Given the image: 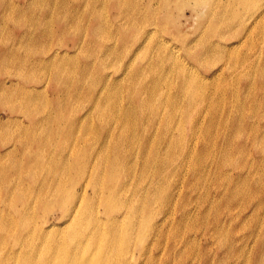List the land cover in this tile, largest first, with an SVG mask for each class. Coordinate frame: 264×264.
I'll use <instances>...</instances> for the list:
<instances>
[{
	"label": "bare ground",
	"instance_id": "obj_1",
	"mask_svg": "<svg viewBox=\"0 0 264 264\" xmlns=\"http://www.w3.org/2000/svg\"><path fill=\"white\" fill-rule=\"evenodd\" d=\"M131 2L61 0L78 16L51 9L50 17L65 36L61 47L75 43L72 54L20 53L0 37V56L12 53L20 65L15 74L0 71V111L10 122H21L17 112L29 121L13 138L0 112V264H264V0H148L149 19ZM99 5L114 16L109 32L121 33L115 44L106 45ZM188 6L193 38L175 26ZM146 19L151 30L140 25ZM161 30L181 39L183 57L165 37L154 41ZM120 41L149 51L143 63L130 58L120 77L97 71L92 54L82 73L65 64L77 67L86 44L111 53ZM86 73L101 86H87ZM49 88L58 91L53 133L43 127ZM123 88L129 105L118 99ZM82 96L90 107L73 118L66 111ZM13 151L20 158L6 161ZM12 174L20 185L9 182ZM51 211L58 222L46 219Z\"/></svg>",
	"mask_w": 264,
	"mask_h": 264
},
{
	"label": "rangeland",
	"instance_id": "obj_2",
	"mask_svg": "<svg viewBox=\"0 0 264 264\" xmlns=\"http://www.w3.org/2000/svg\"><path fill=\"white\" fill-rule=\"evenodd\" d=\"M3 2H5V4L1 5L0 6V16L3 14V11H5L6 13V17L3 19H0V32H1V35L0 37L2 36L7 44L10 46V47H17L18 51L20 53H24L26 52L24 49H26L27 47H31V48H34L36 49L39 53L37 54L36 53V56H42L44 55L45 53H47V56L48 54H53L55 51H59L60 54L62 53H67L65 51H69L68 54H72L73 53V50H74V46L75 43L73 44V42H66V47H61L62 44L66 41L65 39V36L64 34H62L59 30V26H58V22L57 20H52L50 16V10H51V13H54L56 14L55 17L57 15H60L61 17H64L65 15H68L69 19H74L76 16H78V13H75V9L73 8V6H67L66 8L65 7H62V6H59L61 4V0H1ZM10 1V2H9ZM27 1V2H26ZM131 1L133 2H137L139 7L140 8H144L143 9V13L145 14L146 12L148 13V17L147 19L149 18H152V16L154 15L152 13V11L150 10H145L146 8V4L148 2V0H144L143 2H141V0H123V3L126 2V4H130L132 3ZM36 2V5L35 3ZM130 2V3H129ZM33 3V4H32ZM38 3V4H37ZM43 3V4H42ZM57 3V4H56ZM15 4V5H14ZM34 6H32V5ZM42 4V5H41ZM143 4V5H142ZM154 5L156 6L157 5V2H154ZM19 6V7H18ZM36 6V7H35ZM17 7V8H16ZM39 7V8H38ZM41 7V8H40ZM99 7H101L100 9L102 10L101 12L102 15H106L104 16L103 18V21L106 20V18L108 19L107 20V24L106 22L104 23L105 25V29L104 31L106 32L107 34V39L106 42L107 44L106 45H111V44H115V41L119 38H121V33L119 32V29L116 30V28L112 29L113 31L112 32H109V26H107L109 23H111L113 21V14L111 13L109 7H103L102 5H99ZM58 8V9H57ZM105 8V9H104ZM16 9V10H14ZM44 10L46 9L48 11V15L46 16L47 18H40L39 17V12L40 10ZM65 11V12H64ZM146 11V12H145ZM170 10H163L162 12L159 13V16L160 17H164L165 13L166 12H169ZM11 12V13H10ZM29 12V13H28ZM114 13H117V12H114ZM32 14V15H31ZM35 14V16H34ZM177 14V13H176ZM11 17V18H10ZM32 17V19H31ZM106 17V18H105ZM25 19V20H24ZM29 19V20H28ZM124 18H122V21H123ZM144 20V21H139L140 22V25L142 24L143 26L142 27H147L149 28L150 30L153 28L151 24L149 25H146L147 23H150L149 20ZM194 19V20H193ZM38 20V21H37ZM42 20L44 21L45 20V23L42 22ZM48 20V21H47ZM17 21V22H16ZM35 23H34V22ZM40 21V23H39ZM51 21V23H50ZM121 21V20H120ZM149 21V22H148ZM60 22V21H59ZM181 22V25H182V29H180L177 25L178 23ZM3 23V24H2ZM146 23V24H145ZM177 24H175V26L177 27V29H179L178 31L180 33H183L184 31L183 30H186V31H189L190 33V37L193 38L194 36L198 35L197 31L193 32L195 27L197 26V20L194 18V14L192 12V8H190L189 6L186 7L184 9V12L177 18V21H176ZM40 24H43V25H40ZM28 25V26H27ZM33 26V27H32ZM173 26V25H171ZM4 27V29H3ZM28 27H31L33 29H36V31H38L41 27L44 29L45 28L46 30L43 31V33H35L33 35V37L31 38L28 34H26V31L28 30ZM191 27V28H190ZM194 27V28H193ZM9 28V29H8ZM176 29V28H175ZM189 29V30H188ZM3 30V31H2ZM103 31V32H104ZM183 31V32H182ZM3 32V33H2ZM5 32V33H4ZM24 32V33H23ZM104 32V33H105ZM118 34H117V33ZM111 33V34H110ZM159 35L155 36V39L154 41L159 37V38H162V37H165L166 39H168L167 43H169L170 45H172L174 47V51L179 53L180 56L183 57L182 53V48H181V39H176V38H171L169 37V33L168 31H160L158 32ZM176 34V33H175ZM24 35V37H23ZM117 35V36H116ZM27 36V37H26ZM110 36V37H109ZM113 36V37H112ZM120 36V37H118ZM50 38V39H49ZM52 38V39H51ZM112 38V39H111ZM114 38V39H113ZM116 38V39H115ZM30 39V40H29ZM32 39V40H31ZM49 39V40H48ZM111 39V41H110ZM113 41V42H112ZM110 42V43H109ZM171 42V43H170ZM31 43V44H30ZM117 45V50L116 52H112L111 53H107L108 51L107 50H104L102 51L101 50V43L99 44H94L93 43H90V44H86L84 47V50H83V54L80 56L79 58V62H78V65L76 67V65H74L73 63L71 64H67L65 63L67 66H68V70L70 72H72V70H75V72L77 71V69H80L78 70V72L82 73L83 70H82V67H83V63H85V58H90V56H86L87 54H92L93 57L94 55H96V60L98 61V64H97V68L96 70L98 71H102L104 73H110V74H113L114 76H122L124 75L125 73V64L129 61L130 58L136 60V62H142L145 61V59L147 58L148 54H149V51L147 52L146 50H134V52L132 51H129L127 50L126 48V45L123 44L124 41H120V42H116ZM50 44V45H49ZM19 46L20 49H19ZM65 51H64V49ZM23 50V51H21ZM104 52V53H103ZM146 52V53H145ZM95 53V54H94ZM138 53V54H137ZM176 53V54H177ZM103 54V55H101ZM136 54V55H135ZM6 55V57H5ZM5 55H1L0 56V61L3 59V58H6L7 62L6 64H4L1 68H0V71L3 72V74L1 75V77H5L7 76L8 73L12 72L13 74H15L20 65L18 64L16 66V63L15 61H13L15 59V55L12 54V53H6ZM138 55V56H137ZM11 56V57H10ZM13 57V58H12ZM106 57V59H105ZM108 57V58H107ZM111 57V58H110ZM11 59V60H10ZM103 60L104 63L102 64V66L100 65V61ZM9 61V62H8ZM107 64H106V63ZM14 63V64H13ZM120 66H119V65ZM71 65V66H70ZM7 66V67H6ZM19 66V67H18ZM65 66V65H64ZM40 66L37 64V70H38V73L41 75L43 71H46V73H50V74H42L41 76L44 77L46 79H48L47 77H49V75H51V72H49V69L47 70L46 68H43V67H40ZM126 67V66H125ZM23 68H27L25 67V65H23ZM107 68V69H106ZM189 68V67H188ZM4 69H7V70H4ZM28 69V68H27ZM114 69V70H113ZM9 70V71H8ZM13 70V71H11ZM107 70V71H105ZM109 70V71H108ZM111 70V71H110ZM190 70V68H189ZM16 71V72H15ZM85 73V72H84ZM89 73H86L85 74V77L84 79L87 81V86L88 85H92V86H95V87H100L101 84H102V81L100 79L99 76H97L96 73H94L93 75H91ZM75 76H76V73H75ZM95 78V79H94ZM140 76L135 74L134 75V81L132 82L133 85L135 87H137L138 89L141 87L144 86L145 82H142V80L140 81ZM146 79H149V76L146 78ZM148 81V80H147ZM146 81V82H147ZM139 82V83H138ZM141 82V83H140ZM143 83V84H142ZM128 84V83H127ZM135 87H133L135 89ZM72 88V87H71ZM87 89V88H86ZM55 92L57 93L58 95V91L53 89V88H49L47 90V98L48 100H45L47 101V109L46 111L43 113L45 115V120L43 122V127L47 128V132L49 133H53L54 130L56 131L57 130V125L59 123H57L58 120H56V112L54 111L55 109L52 108L53 105L56 103L54 102V97H57L55 95ZM123 92V93H122ZM128 91L126 90V88H123L122 90H120V93L118 91V94H119V101L122 103V104H127V100H129V97L130 95L128 94H125L127 93ZM124 95V96H123ZM115 97V96H114ZM128 98V99H127ZM52 99V100H51ZM127 99V100H126ZM42 101V100H40ZM123 101V102H122ZM45 102H41V104L43 105ZM52 103V105H51ZM50 104V105H49ZM71 104H74V109L69 108L71 109V112L68 110L66 111L68 114L71 113L73 115V118L77 115L79 116L80 114H83L87 109L88 107H90V102H88V98L84 96H82V98H80L78 101L76 100H73L72 99V103ZM129 105V103L127 104ZM50 106V107H49ZM52 106V107H51ZM130 107V106H129ZM133 110V109H131ZM49 111V112H47ZM54 111V112H53ZM0 112H2V115H3V121L5 122V126L8 128V131L9 132H12L14 135H13V138H17V136L19 135L20 131H19V128H20V125L23 126L25 124H28L29 121H28V118L25 117L22 113L20 112H17L16 114V117L21 120V122L19 123L18 119H17V122H10L7 120V117H8V114H6L5 110H1ZM42 112H39L38 113V117L41 119L42 117ZM48 116V118H47ZM53 118H52V117ZM117 117H120L118 114L116 115ZM116 117V118H117ZM133 117V116H132ZM131 117V118H132ZM52 118V119H51ZM50 122V123H49ZM59 122V121H58ZM23 123V124H22ZM46 123V124H45ZM61 124H64L65 123V119H62ZM134 123V121H133ZM49 124V125H48ZM17 126V127H16ZM52 126V127H51ZM44 129V128H43ZM233 129H230V132L231 134L233 133ZM55 146V145H54ZM9 148L11 146H8ZM43 148H46V147H43ZM61 151V149H60ZM236 152H233V154H235ZM16 153L15 151L12 152V154L10 156H6L5 159L6 161H9L11 160L13 157H16V158H20V155ZM255 154H258L256 151H255ZM47 159H49V152H48V147H47ZM3 175V174H2ZM69 176V177H68ZM68 177V178H67ZM66 177V180H69L70 179V175L68 174ZM263 179H264V174H263ZM2 181V180H1ZM47 181L49 182L50 179H47ZM9 182L12 184V185H16V183H18V177L15 175V174H12L11 176H9ZM19 184V183H18ZM20 185V184H19ZM92 195V194H91ZM93 198V199H92ZM97 197H94V196H90L89 199H88V202L93 204V203H97ZM95 200V201H94ZM102 208V207H101ZM262 214H264V207L261 211ZM43 213L42 212H38V214L35 215V218L37 216V220L39 218V220L42 218L41 215ZM52 214V215H51ZM54 214V215H53ZM58 214V215H57ZM59 212L57 213L55 211V213H53V211H51V213H48L46 215V219L47 220H53L54 222H58V217L56 216H59ZM62 228V227H61ZM64 229L67 228V227H63ZM10 244H13V242H10ZM15 247H18V246H15ZM22 256V255H21ZM20 256V257H21Z\"/></svg>",
	"mask_w": 264,
	"mask_h": 264
}]
</instances>
